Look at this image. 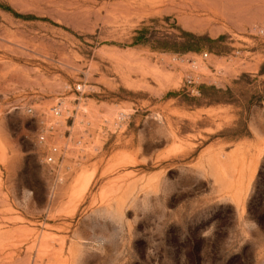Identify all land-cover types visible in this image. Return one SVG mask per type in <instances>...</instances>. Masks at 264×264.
Here are the masks:
<instances>
[{
  "label": "rangeland",
  "instance_id": "374dc122",
  "mask_svg": "<svg viewBox=\"0 0 264 264\" xmlns=\"http://www.w3.org/2000/svg\"><path fill=\"white\" fill-rule=\"evenodd\" d=\"M263 158L264 0H0V264H264Z\"/></svg>",
  "mask_w": 264,
  "mask_h": 264
},
{
  "label": "trees",
  "instance_id": "16d2710c",
  "mask_svg": "<svg viewBox=\"0 0 264 264\" xmlns=\"http://www.w3.org/2000/svg\"><path fill=\"white\" fill-rule=\"evenodd\" d=\"M256 202V205L264 203V158L262 160L261 166L259 167L257 177L254 182V191L248 202L247 211L251 213V204ZM264 216V215H263Z\"/></svg>",
  "mask_w": 264,
  "mask_h": 264
},
{
  "label": "built area",
  "instance_id": "2783aa9c",
  "mask_svg": "<svg viewBox=\"0 0 264 264\" xmlns=\"http://www.w3.org/2000/svg\"><path fill=\"white\" fill-rule=\"evenodd\" d=\"M54 114L57 115V114H58V111L55 110V111H54ZM46 161H47V162H51V161H52V158H51V157H47V158H46Z\"/></svg>",
  "mask_w": 264,
  "mask_h": 264
}]
</instances>
